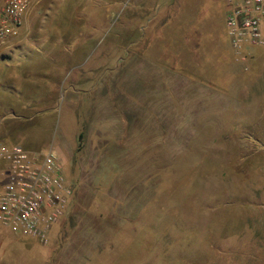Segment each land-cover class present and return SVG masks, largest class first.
I'll return each instance as SVG.
<instances>
[{
	"label": "rangeland",
	"instance_id": "374dc122",
	"mask_svg": "<svg viewBox=\"0 0 264 264\" xmlns=\"http://www.w3.org/2000/svg\"><path fill=\"white\" fill-rule=\"evenodd\" d=\"M226 14L34 0L0 47V142L75 193L47 243L0 226V264H264V46L238 55Z\"/></svg>",
	"mask_w": 264,
	"mask_h": 264
},
{
	"label": "built area",
	"instance_id": "2783aa9c",
	"mask_svg": "<svg viewBox=\"0 0 264 264\" xmlns=\"http://www.w3.org/2000/svg\"><path fill=\"white\" fill-rule=\"evenodd\" d=\"M34 0L0 5V47L21 34ZM226 32L238 55L264 46V0H227ZM0 226L47 243L75 193L51 150L0 142Z\"/></svg>",
	"mask_w": 264,
	"mask_h": 264
},
{
	"label": "trees",
	"instance_id": "16d2710c",
	"mask_svg": "<svg viewBox=\"0 0 264 264\" xmlns=\"http://www.w3.org/2000/svg\"><path fill=\"white\" fill-rule=\"evenodd\" d=\"M2 89L3 90H5L6 89V91H8V92H10L11 93V95H13V94H15V92H14V90H12V89H8V86L7 85H4V86H2ZM7 92V93H8ZM10 95V94H9ZM10 95V96H11ZM12 103V102H11ZM5 104H6V102H5ZM11 104L10 103H7V106H10ZM39 105V102H35V101H30V104H24V109H26V110H30L33 106H38ZM51 108H46L43 112H45V111H48V110H50ZM39 112V111H38ZM34 113H37V111H35V112H33V114Z\"/></svg>",
	"mask_w": 264,
	"mask_h": 264
},
{
	"label": "crops",
	"instance_id": "0c3cea01",
	"mask_svg": "<svg viewBox=\"0 0 264 264\" xmlns=\"http://www.w3.org/2000/svg\"><path fill=\"white\" fill-rule=\"evenodd\" d=\"M3 143H6V142H3ZM14 143H17V142H13V143H9V144H14ZM26 147V146H25ZM29 149V148H28ZM30 150H33V149H30ZM37 246V245H35ZM39 248V247H38Z\"/></svg>",
	"mask_w": 264,
	"mask_h": 264
}]
</instances>
